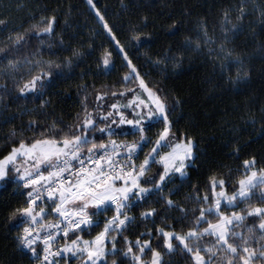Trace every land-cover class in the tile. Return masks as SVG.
I'll return each instance as SVG.
<instances>
[{
    "label": "snow or ice",
    "instance_id": "snow-or-ice-1",
    "mask_svg": "<svg viewBox=\"0 0 264 264\" xmlns=\"http://www.w3.org/2000/svg\"><path fill=\"white\" fill-rule=\"evenodd\" d=\"M87 3L95 10L108 36L116 42L125 67L130 69L123 81L134 83L136 87L98 92L96 106L89 110L85 104L83 116L75 125L63 126L53 121L49 127L41 129L38 121L31 120L28 128L38 136L19 140L18 146L0 159V183L15 184L17 188L28 190L23 193L26 197L24 205L12 210L13 216L20 217V224L27 225L17 237L21 250L31 253L34 264H74L75 261L109 264V258L111 264H173L176 256L183 257L186 264H264V167L257 168L255 157L243 161V173L231 194L225 190V179L213 177L211 195L191 197L196 202L194 208L178 205L172 199L163 200L164 211L180 213L181 224L191 215L187 231L177 232L168 225L167 217L163 219L166 226L156 227L154 218L158 211L150 208L141 213L140 219L151 220L153 229L141 233L135 241L124 235L136 222L135 217L128 214L133 202L161 195L177 174L181 180L185 179L186 170L197 160L196 144L187 134L180 141L174 138L167 96H161L149 86L93 0H87ZM248 15L247 0H240L234 12L225 9L221 14L219 37L214 35L215 28L210 29L206 21H200L197 36L187 41L188 48L194 44L192 50L219 62V70L229 73L231 81L232 65L239 66L243 62L229 45L243 32V22ZM260 15L264 17V10ZM144 22L146 26L147 17ZM5 23L0 19V25ZM55 26V16L44 17L30 31L44 44L56 35ZM143 36L142 29L133 30L130 40L140 44ZM30 38L18 32L0 40L9 45L0 47V54L8 53L0 55V63L6 62V74L14 81L19 97L45 94L61 75L56 70L71 68L73 58L82 55L79 50L72 49L71 56L63 63L34 60L23 53L26 40ZM63 44L61 38L60 46ZM47 46L49 49L55 47L50 42ZM111 55V52H105L99 61L106 70ZM169 60L174 61V68H178L183 55H165L151 63L157 67L163 64L166 69ZM248 77L249 73H242L238 67L236 80L231 82ZM0 91L8 92L7 83L0 85ZM108 95L123 97L125 102L117 100L105 108L99 101L107 103ZM47 103L45 101L41 107H46ZM179 103L177 100L176 104ZM159 125L162 128L153 139L149 132ZM16 135L14 130L12 136ZM19 135L23 136V132ZM122 137L125 139L121 140ZM127 137L132 139L129 141ZM145 148L148 152L137 163ZM154 165L160 168L149 175ZM13 171L19 175L12 177ZM253 200L259 206L254 205ZM240 204L249 207L240 208ZM108 212L114 214L104 219L103 230L92 240L84 239L83 233L91 234L100 227L97 217ZM120 237H124L125 247L118 250ZM58 238L63 240L62 246Z\"/></svg>",
    "mask_w": 264,
    "mask_h": 264
},
{
    "label": "trees",
    "instance_id": "trees-1",
    "mask_svg": "<svg viewBox=\"0 0 264 264\" xmlns=\"http://www.w3.org/2000/svg\"><path fill=\"white\" fill-rule=\"evenodd\" d=\"M93 3L113 28L117 40L149 86L161 96H167L174 138L180 141L187 134L196 144L197 160L194 166L186 170L187 177L181 180L176 175L167 183L161 195H152L142 202L134 201L128 214L135 217L136 222L124 235L135 241L141 233L153 229L151 220L144 222L140 219L141 213L150 208L158 211L154 218L156 227L166 226L163 219L167 217L168 225L177 232L187 231L191 225V215L181 224L180 213L164 211V199L194 208L196 202L191 197L211 195L210 181L213 177L225 179L226 191L231 194L236 180L243 173L244 160L255 157L257 168L264 167V17L260 15V11L264 10V0H247L249 15L243 22L244 30L229 45L243 62L239 66L235 63L232 65L231 81L236 80L238 67L242 73H249L246 80L236 83L229 80V73H221L219 62L192 50L194 44L189 49L187 41L197 36L200 21H206L210 29L215 28L214 35L219 37L222 12L225 9L234 12L240 0H93ZM51 16L56 17V35L41 44L30 29L41 18ZM0 19L6 21L0 25V40L18 32L32 37L26 40L23 53L34 60L63 63L66 57L71 56L72 49L82 53L80 57L73 58L71 68L56 70L61 75L40 96L29 94L19 97L14 81L6 74V62L0 63V85L7 83L8 86L7 93L0 91V159L18 146L19 140H31L38 136L28 128L31 120L38 121L41 129H46L53 121L63 126L75 125L83 116L85 104L89 110L96 106L98 92L110 93L136 87L134 83L125 84L123 81L130 69L125 67L116 42L108 36L87 0H0ZM141 29L145 33L141 37L142 43L131 41V32ZM61 38L64 40L62 47ZM49 42L55 47L49 49ZM8 46L0 43V47ZM105 52L112 54L107 70L99 63ZM5 54L8 53L0 55ZM180 54L183 55V62L178 68L173 67L172 60L167 62L166 69L163 64L157 67L151 63L165 55ZM117 100L125 102L123 97L108 95L107 103H99L108 108ZM177 100L180 102L178 105ZM45 101L48 102L47 106L41 107ZM161 128L162 125L153 127L149 135L154 139ZM14 130L16 136H12ZM21 132L23 136L19 135ZM126 139L130 141L132 137ZM148 150L145 148L140 154L138 163ZM159 168V165H154L149 175L155 174ZM25 192L15 184L9 186L0 183V264H34L31 253L22 251L17 240L26 225L20 224L18 215H12L13 209L24 205ZM253 204L259 206L255 200ZM239 207L246 209L249 205L240 204ZM113 214L108 212L105 216L97 217L101 222L100 227L91 234L83 233L84 239L94 238L103 230L104 219L111 218ZM123 241L124 237L118 238V250L125 247ZM74 264L81 263L75 261ZM173 264H186V261L176 256Z\"/></svg>",
    "mask_w": 264,
    "mask_h": 264
},
{
    "label": "rangeland",
    "instance_id": "rangeland-1",
    "mask_svg": "<svg viewBox=\"0 0 264 264\" xmlns=\"http://www.w3.org/2000/svg\"><path fill=\"white\" fill-rule=\"evenodd\" d=\"M143 98H145V99L147 98V97H146V94H144ZM137 163H138V162H137ZM189 163H190V162H189ZM21 172H23V168H21ZM11 175H13V177H16V176L19 175V173H16V172L13 171V172L11 173ZM177 175H178V174H177ZM216 190L219 191L220 189L217 188ZM225 190H226V188H225ZM224 206H225V205L222 204V207H224ZM90 211H92V210L90 209ZM53 215H54V213H53ZM83 238H84V237H83ZM94 238H95V237H94ZM94 238H92V239H94ZM92 239H88V240H92ZM59 241H60V244H61V246H62V245H63V240L61 239V240H59ZM41 247H42V246H41ZM78 262L81 263L80 261H77V263H78Z\"/></svg>",
    "mask_w": 264,
    "mask_h": 264
},
{
    "label": "built area",
    "instance_id": "built-area-1",
    "mask_svg": "<svg viewBox=\"0 0 264 264\" xmlns=\"http://www.w3.org/2000/svg\"><path fill=\"white\" fill-rule=\"evenodd\" d=\"M24 190H25V191H28L27 189H24ZM38 203H40V202L38 201ZM50 203H51V202H49V204H50ZM26 226H27V225H26ZM26 226H25V227H26ZM22 232H23V229H22V231H21V234H22ZM21 234H20V235H21ZM58 240H61V238H58Z\"/></svg>",
    "mask_w": 264,
    "mask_h": 264
}]
</instances>
